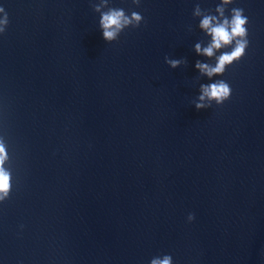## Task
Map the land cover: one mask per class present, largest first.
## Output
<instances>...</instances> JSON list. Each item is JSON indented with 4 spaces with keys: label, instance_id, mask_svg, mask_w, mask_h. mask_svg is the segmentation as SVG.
<instances>
[{
    "label": "water",
    "instance_id": "water-1",
    "mask_svg": "<svg viewBox=\"0 0 264 264\" xmlns=\"http://www.w3.org/2000/svg\"><path fill=\"white\" fill-rule=\"evenodd\" d=\"M2 2L0 262L264 264V0H238L249 46L223 74L229 99L200 110L193 0H142L113 42L88 0Z\"/></svg>",
    "mask_w": 264,
    "mask_h": 264
},
{
    "label": "clouds",
    "instance_id": "clouds-1",
    "mask_svg": "<svg viewBox=\"0 0 264 264\" xmlns=\"http://www.w3.org/2000/svg\"><path fill=\"white\" fill-rule=\"evenodd\" d=\"M88 2L93 12L98 14L96 26L105 42L118 40L126 29L138 28L144 22L143 13L137 10L141 8L142 0H128L127 7L116 3V0ZM191 17L202 34L191 45L196 55L192 67L195 69L193 82L197 91L190 103L200 110L229 99L232 88L223 74L228 66L238 62L246 53L250 43L249 16L244 7L239 6L238 0H211L210 3L208 0H193ZM9 22V14L0 0V35L5 33ZM185 27L189 32L193 30L192 24ZM163 59L170 68L187 63L184 56L165 54ZM9 147L0 126V204L9 198L13 187V159ZM194 218V213H187V221ZM19 227L23 228V225ZM148 264H174V260L171 253L164 252L151 256Z\"/></svg>",
    "mask_w": 264,
    "mask_h": 264
}]
</instances>
